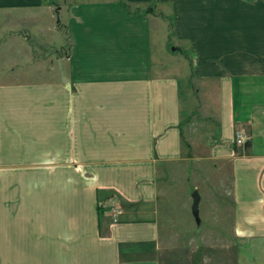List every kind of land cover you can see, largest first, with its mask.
Segmentation results:
<instances>
[{"label": "crops", "instance_id": "0c3cea01", "mask_svg": "<svg viewBox=\"0 0 264 264\" xmlns=\"http://www.w3.org/2000/svg\"><path fill=\"white\" fill-rule=\"evenodd\" d=\"M129 1L171 7L192 77L215 88L211 150L231 163L229 200L203 213L200 194L198 222L232 226V264H264V0ZM69 6L0 0V71L24 69L6 38L60 22L73 39L60 78L0 77V264H162L156 178L161 161L184 158L179 76L154 72L151 12Z\"/></svg>", "mask_w": 264, "mask_h": 264}, {"label": "rangeland", "instance_id": "374dc122", "mask_svg": "<svg viewBox=\"0 0 264 264\" xmlns=\"http://www.w3.org/2000/svg\"><path fill=\"white\" fill-rule=\"evenodd\" d=\"M56 1V4H53L55 1L50 0L54 13L59 4L70 7L69 5L81 0ZM113 1L122 5L120 0ZM125 1L128 2L129 8L122 6L130 15H146L151 12L154 72L179 76L184 108L182 121L184 158L171 162L161 161L156 178L160 224L159 255L162 264H188L193 259L203 256L205 260L207 259V264L222 262L223 259V264H232L234 246L231 240L232 226H211L210 217H203L199 223L192 200V192L197 188L203 198L204 204L201 205L203 213L205 210L212 211L215 202L225 203L229 200L227 199L229 195L226 198L224 194L230 191L231 163L226 159L214 158L211 150L221 138L218 133L221 125H218L216 119L218 112L216 108L211 109L214 105L212 101L215 98L213 93L215 88L210 86L208 88L199 79L192 77L193 58L190 54L189 41L175 35L174 17L168 18V15L162 14V11L171 10L167 3H162L158 7H146L144 6L146 4ZM153 8L157 11L156 14L152 13ZM46 15L48 21L54 23L55 19L51 17L49 11H46ZM23 24L33 30L38 21ZM21 25L22 23H16L14 29ZM66 29V25L59 22V25H53L41 34L33 33L29 41L24 40V44H20L22 43L20 40L18 45L13 44L11 38H6L9 56L15 59L16 67L20 68L23 65L24 69L1 70L0 77H6L7 72L8 78L15 80L54 79L63 76L64 71H67L66 65L71 61L73 44V39ZM17 41L18 39L14 42ZM57 63L63 70L56 65ZM218 197L222 199L219 200Z\"/></svg>", "mask_w": 264, "mask_h": 264}, {"label": "water", "instance_id": "95a60500", "mask_svg": "<svg viewBox=\"0 0 264 264\" xmlns=\"http://www.w3.org/2000/svg\"><path fill=\"white\" fill-rule=\"evenodd\" d=\"M192 200H193V210H194V213L198 219L199 218V204H200V200H201V195H200V192L197 188H195L192 192Z\"/></svg>", "mask_w": 264, "mask_h": 264}, {"label": "built area", "instance_id": "2783aa9c", "mask_svg": "<svg viewBox=\"0 0 264 264\" xmlns=\"http://www.w3.org/2000/svg\"><path fill=\"white\" fill-rule=\"evenodd\" d=\"M237 136H238V139H237V143H238V144L243 143V142L245 141V139H246V136H244V134H240V133H238ZM120 211H121V210H120ZM120 211H118V212H120Z\"/></svg>", "mask_w": 264, "mask_h": 264}, {"label": "trees", "instance_id": "16d2710c", "mask_svg": "<svg viewBox=\"0 0 264 264\" xmlns=\"http://www.w3.org/2000/svg\"><path fill=\"white\" fill-rule=\"evenodd\" d=\"M120 2L122 3V5L123 6H125V7H128L129 8V4H128V2L127 1H125V0H120ZM184 111V110H183ZM182 135H183V127H182Z\"/></svg>", "mask_w": 264, "mask_h": 264}]
</instances>
